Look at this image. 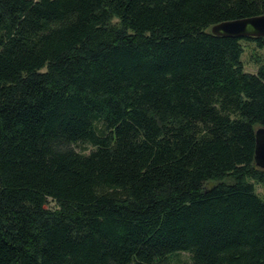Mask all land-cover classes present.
Wrapping results in <instances>:
<instances>
[{
  "label": "trees",
  "instance_id": "16d2710c",
  "mask_svg": "<svg viewBox=\"0 0 264 264\" xmlns=\"http://www.w3.org/2000/svg\"><path fill=\"white\" fill-rule=\"evenodd\" d=\"M259 16L264 0H0V264H264V38L210 34Z\"/></svg>",
  "mask_w": 264,
  "mask_h": 264
},
{
  "label": "water",
  "instance_id": "95a60500",
  "mask_svg": "<svg viewBox=\"0 0 264 264\" xmlns=\"http://www.w3.org/2000/svg\"><path fill=\"white\" fill-rule=\"evenodd\" d=\"M210 34L233 39L264 38V16L222 22L212 26ZM254 164L264 171V128L261 127L255 131Z\"/></svg>",
  "mask_w": 264,
  "mask_h": 264
},
{
  "label": "rangeland",
  "instance_id": "374dc122",
  "mask_svg": "<svg viewBox=\"0 0 264 264\" xmlns=\"http://www.w3.org/2000/svg\"><path fill=\"white\" fill-rule=\"evenodd\" d=\"M243 45V55L241 57V61L243 64V70L246 73L250 74H255L257 69H258V62L257 60L259 59L260 56H262V52L258 51L254 45L252 44H245L244 41L241 42ZM258 127L256 128V130ZM255 130V131H256ZM77 151H81L80 148H75ZM213 185L212 183H208L205 185L206 188L210 187ZM255 190L256 193L264 199V183L262 184H255ZM48 208H52L53 204L49 203L47 205ZM188 258V254L182 253L179 255V260L180 261H186Z\"/></svg>",
  "mask_w": 264,
  "mask_h": 264
}]
</instances>
